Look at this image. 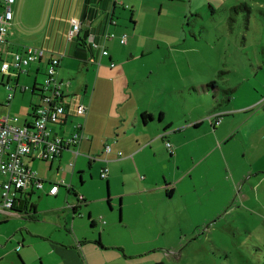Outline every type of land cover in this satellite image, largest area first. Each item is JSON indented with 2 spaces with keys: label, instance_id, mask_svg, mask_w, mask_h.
<instances>
[{
  "label": "rangeland",
  "instance_id": "rangeland-1",
  "mask_svg": "<svg viewBox=\"0 0 264 264\" xmlns=\"http://www.w3.org/2000/svg\"><path fill=\"white\" fill-rule=\"evenodd\" d=\"M137 1L141 6L139 28L134 49L126 56L134 53L138 57L125 66L132 81H138L135 86H140L143 78L148 97L165 93L159 101L170 98L180 85L190 86L176 92V96H191L193 104L173 98L164 105L168 118L175 120V124L179 119L192 120L204 110L209 114L229 111L225 110L224 88L238 85L242 71L251 69L249 58L263 50L264 0ZM123 9H127V15L133 10ZM1 50L2 58L10 61L5 45ZM37 64L32 63L21 72L18 91L10 105L2 100L7 94L3 83L8 76L2 77L0 72V116L18 117L19 124L33 120V105L41 103L42 98L32 88L36 77L39 85L45 80L37 72ZM212 80L217 81L220 90L210 89L209 95L201 94L199 89L206 92ZM11 84L15 85L14 77ZM23 86L28 88L21 91ZM242 91L244 95V88ZM199 98L205 103L200 104ZM151 99L155 101V97ZM240 104L241 101L236 103ZM206 119L210 125L211 118ZM185 125L175 128L183 129ZM155 126L154 123L150 127ZM209 129L212 127L201 126L195 131L191 128L190 140L184 135L177 137L176 141L183 142L181 155L156 169L142 167L140 156L132 163L126 160L124 170L118 168L116 177L109 181L110 202L106 198L107 179L101 178L97 165L87 169L83 181L79 173H75L73 180L69 160L59 170L57 161L51 165V161L37 159L30 165L47 181H64L62 189L66 192L72 184L79 195H94L92 218L88 219V208L83 203L80 212L84 217L76 213L74 220L81 240L92 241L84 245L90 264H264V182L259 188L251 186V182L264 175L238 180L243 166L249 174L260 167L248 161L247 156H240L242 170L233 175L232 165L228 164L230 157L227 161L220 151H244L242 141L231 140L222 148L223 144ZM205 146L211 152L203 162L199 159L201 153L195 151H202ZM249 151L257 150L253 147ZM158 185L161 187L142 191L144 187ZM41 191L37 190L31 200L38 205L42 217L46 211L72 207L77 201L76 196L71 202H49L48 197L38 193ZM65 216L46 214L44 222L33 220V224L51 231L54 240L68 239L65 231L71 223ZM72 216L71 209V219ZM101 216L104 224L99 221ZM92 220L97 224L92 226ZM18 224L2 222L0 232L7 233Z\"/></svg>",
  "mask_w": 264,
  "mask_h": 264
},
{
  "label": "crops",
  "instance_id": "crops-1",
  "mask_svg": "<svg viewBox=\"0 0 264 264\" xmlns=\"http://www.w3.org/2000/svg\"><path fill=\"white\" fill-rule=\"evenodd\" d=\"M124 7H132V13L127 15L128 11H124L127 10L123 9ZM140 7L137 0H15L13 3V23L5 42H0V47L6 46L5 53L11 56L10 61L13 60L14 53L24 52L29 46L42 48L44 56L38 61L36 67L37 72L43 77L46 75L50 59L60 58L58 78L64 82L66 103L71 109L63 122L51 124L52 131L65 136L74 130V123L84 122L83 130L86 138L80 144L82 154L75 156L66 149L51 162V165L56 161L58 167L67 160H69L68 165L74 162L73 166L70 165L72 169L66 168L73 173V180L75 173H79L81 181L88 168L91 169L97 165L102 170L107 167L109 175L106 198L110 202L109 181L116 177L118 168L121 171L124 170L126 160L132 163V159L134 161L136 156H140L142 167L156 169L159 165L170 163L181 155L182 151L179 149L183 142L176 141L177 137L184 135L185 139L190 140L189 130L191 128L195 131L201 126H211L209 133L213 137L217 136L223 144L222 148L231 140L233 142L242 141L246 151H225L224 149L220 151L227 161L230 157L228 164L232 165L233 175L243 169L238 180H243L245 176L247 180L254 175H264V151H258L264 150L262 141L264 137V46L262 51L254 53L249 58L251 69L242 71L239 78L241 82L234 87L224 88L227 95L225 110L229 111L217 113V110L216 114H209L204 110L205 114L204 112L197 113L192 120L179 119L175 124V120L168 118L164 105L173 98L193 104L191 96H186V94L176 96V92L185 91L190 86L183 84L176 87L170 98L160 100V102L159 97H163L164 92L148 97L150 94L145 89V80L142 78V84L135 86L138 81L133 82L125 69L129 60L138 57L134 53H131L130 57L126 55L134 49L135 32L138 31L141 16ZM2 10L3 0H0V12ZM129 16L130 20H128ZM73 17L81 19L82 27L76 38L69 39L67 35ZM113 20L115 23L111 22ZM109 32H114L118 36L114 39H103V35ZM123 34H127L128 37L126 47H122L120 42V36ZM91 36H95L106 46L107 53L102 56L100 64L95 61V52L89 45ZM3 53L1 50L0 67L2 62L8 61L2 58ZM112 61L115 62L113 67L111 66ZM22 71L17 73L11 70L5 73L0 71L2 77L8 76L6 83H3L7 94L2 100L6 105H10L17 94ZM13 77L15 85L11 84ZM7 84L12 89H9ZM210 85L206 87V92L202 89H199V92L209 95L210 89L220 90L216 80H212ZM35 86H40L37 77L32 92L39 94V90L34 91ZM27 88L28 86H23L21 91ZM10 93L14 95L12 99H9ZM151 97H155V101ZM145 98L147 101L144 102ZM199 100L200 104L205 103L201 98ZM236 101H241L242 104L236 105ZM78 103L86 104L88 107L84 117L76 115L74 111ZM232 103H235V106H230ZM35 105L37 104L33 106ZM206 116L211 118L210 125L207 123ZM27 121L30 120L25 122ZM154 123L156 126L150 127ZM184 123L186 125L183 129L175 128ZM167 142L171 143V148L167 146ZM107 145L111 147L109 152L105 149ZM253 147L257 151H249ZM205 148L206 146L202 151H195V153H201L199 159L203 162L207 160L211 152L206 151ZM119 152L123 153L121 157L118 155ZM193 153L191 151L190 155L194 158ZM240 156H247L248 161L254 162L260 168L249 174V170L244 171V166L242 169L239 167L240 158H243ZM36 160L28 156L24 158L25 164L31 168L30 163ZM45 180L44 188L38 193L41 197H48L49 202H62L64 199L71 202L78 193L70 184L67 192L60 186L55 195H49L48 191L53 181ZM263 182L264 176L260 177L257 182H251V186L259 188ZM159 187L161 186L144 187L142 191H150ZM72 191L74 193H71ZM30 193L33 195L36 191ZM86 193L87 196H84L86 198L84 204L88 208L86 213L91 214L92 218L91 208L93 201L96 200L91 192ZM32 195L29 198L35 207L17 211L4 208L0 194V223H19L7 233L0 232V264H90L84 245L92 241L81 240L74 222L75 214L81 213L82 205L78 206L77 212L73 210V207L55 208L44 212L45 216L42 217L39 214L38 205L31 200ZM71 209L72 219L70 218ZM58 213H63V216L67 213L65 220L71 223L65 231L68 239L54 240L51 231H43L35 227L38 223L33 224V220L44 222L47 219L46 214L57 215ZM94 222L97 224L96 220Z\"/></svg>",
  "mask_w": 264,
  "mask_h": 264
},
{
  "label": "built area",
  "instance_id": "built-area-1",
  "mask_svg": "<svg viewBox=\"0 0 264 264\" xmlns=\"http://www.w3.org/2000/svg\"><path fill=\"white\" fill-rule=\"evenodd\" d=\"M15 0H4L3 10L0 12V42L5 41L12 25V4ZM68 37L71 39L80 31L81 21L72 18ZM114 33H106L105 39L114 38ZM92 46L98 49L99 56L105 53L103 43H96L91 39ZM121 42H127V35L121 36ZM43 56V50L38 47L29 46L24 52H16L11 62L5 61L1 66V72L21 70L30 63L37 61ZM59 59L53 58L49 62L46 78L41 87V104L34 109V120L24 125H18V118L10 115L0 116V191L2 205L11 209L20 193L30 192L32 189H42L44 180L36 171L24 162L25 156L52 160L59 156L64 149H70L76 155L79 154L78 146L84 138L81 131L83 124L78 122L74 125L75 131L68 136L53 135L49 127L51 123L64 120L71 109L66 103L64 82L57 78ZM114 65V64H112ZM12 89L11 86H7ZM9 94V99L13 98ZM87 105L78 103L74 108L76 115L84 117L87 113ZM170 146V143H167ZM107 150L110 147L107 146ZM121 154V153H120ZM108 169L102 171V177H106ZM64 181L53 183L50 193L55 194L60 184ZM80 196L79 199H82Z\"/></svg>",
  "mask_w": 264,
  "mask_h": 264
},
{
  "label": "clouds",
  "instance_id": "clouds-1",
  "mask_svg": "<svg viewBox=\"0 0 264 264\" xmlns=\"http://www.w3.org/2000/svg\"><path fill=\"white\" fill-rule=\"evenodd\" d=\"M15 2V1H14ZM13 5V4H12ZM73 18H78V17H73ZM80 21H81V19L80 18H78ZM72 20V19H71ZM112 23H115V21L113 20V21H111ZM12 23H13V20H12ZM12 26V25H11ZM72 26V25H71ZM71 26H70V28H71ZM81 27H82V22H81V26H80V30H81ZM11 29V28H10ZM70 30V29H69ZM9 32H10V30H9ZM80 32V31H79ZM79 32H78V34H76V36H74L73 38H71V39H74V38H76L78 35H79ZM69 33V32H68ZM109 33H114V32H109ZM108 33V34H109ZM9 34V33H8ZM106 34V33H105ZM104 34V35H105ZM115 35H116V33H114ZM104 35H103V39H105L104 38ZM123 35H127V34H123ZM8 36V35H7ZM68 36V35H67ZM118 35H116L114 38H116ZM122 36V35H121ZM121 36H120V42H121ZM69 38V37H68ZM94 39V41L96 42V43H103L102 41H100V40H98V39H96L95 38V36H91L90 37V41H89V45L91 46V48L94 50V52H95V57H94V59H95V61L98 63V64H100V60H101V58H102V56L104 55V54H106L107 53V50L105 51V53L104 54H102L101 56H99V52H98V49H95L93 46H92V41H91V39ZM114 38H109V39H114ZM128 38V37H127ZM70 39V38H69ZM106 40V39H105ZM122 43V42H121ZM127 43V42H126ZM126 43H122V44H126ZM104 44V43H103ZM34 47V46H33ZM104 47H105V49H106V46H105V44H104ZM15 54V53H14ZM13 54V55H14ZM43 56H44V50H43ZM43 56L40 58V59H38L37 61H34V62H38V61H40L42 58H43ZM54 57H52L51 59H50V61L53 59ZM59 59V61H60V63H61V60H60V58H58ZM49 61V62H50ZM5 62V61H4ZM8 62H11V61H8ZM34 62H32V63H34ZM49 62H48V65H47V68H48V66H49ZM32 63H30V64H32ZM60 63H59V66H60ZM2 64H3V62H2ZM2 64H1V66H2ZM29 64V65H30ZM112 64H114V65H112ZM29 65H27V66H29ZM58 66V67H59ZM111 66L113 67V66H115V62L114 61H112L111 62ZM26 67V66H25ZM25 67H23L22 69L24 70V68ZM22 69L21 70H13V69H11V71H13L14 73H17V72H20V71H22ZM0 71H1V67H0ZM46 73H47V69H46ZM45 78H46V75H45ZM57 78H58V68H57ZM59 79V78H58ZM42 85L43 84H40V86L39 87H37V89H35V90H39V95L41 96V93H40V91H41V87H42ZM7 86H10L9 84H7ZM34 90V91H35ZM65 91V90H64ZM42 98V97H41ZM39 104H41V103H39ZM39 104H37V105H39ZM37 105H35V106H33V111H32V117H33V120H34V109H35V107L37 106ZM67 116V115H66ZM81 117V116H80ZM18 118V117H17ZM66 118V117H65ZM64 118V119H65ZM217 118H218V116H217ZM33 120H30V121H27V122H24V123H22V124H19V118H18V125H24V124H27V123H30V122H32ZM219 120V119H218ZM217 120V121H218ZM61 122H63V121H61ZM57 123H59V122H57ZM76 123H78V122H76ZM76 123H74V125L76 124ZM80 123H82L83 124V127H82V129H81V131L84 133V138H82V140L83 139H85L86 138V134H85V132H84V122L82 121V122H80ZM51 124H54V123H51ZM51 124L49 125V127L51 128ZM74 125H73V127H74ZM51 130H52V128H51ZM75 131V128H74V130L70 133V134H72L73 132ZM52 134L53 135H59V134H56V133H53V131H52ZM70 134H68V135H70ZM68 135H65V136H68ZM59 136H63V135H59ZM82 140H81V142H82ZM81 142H80V144H81ZM167 143H170V142H167ZM166 143V144H167ZM80 144H79V146H78V149H79V154L78 155H76L73 151H71L70 149H68L69 151H71L75 156H79V155H81L82 154V152L80 151ZM107 146H109L110 147V145H107ZM107 146L105 147V149H106V152H109L108 150H107ZM167 146H168V144H167ZM169 148H171V143H170V146H168ZM110 149H111V147H110ZM64 150H66V149H64ZM63 150V151H64ZM62 151V152H63ZM62 152L60 153V155L62 154ZM121 153V154H120ZM120 157L123 155V153L122 152H119V154H118ZM25 157H27V156H25ZM24 157V158H25ZM28 157H31V156H28ZM58 157V156H57ZM57 157H55V158H57ZM33 158V157H32ZM54 158V159H55ZM33 159H39V158H33ZM54 159H52V160H43V161H53ZM40 160H42V159H40ZM70 165H74V162H70ZM31 168V167H30ZM104 169H108L107 167H105ZM104 169H103V171H104ZM34 170V169H33ZM35 171V170H34ZM37 172V171H36ZM38 173V172H37ZM39 175V174H38ZM108 175H109V169H108V173H107V176L106 177H102V173H101V177L103 178V179H107L108 178ZM40 176V175H39ZM41 177V176H40ZM42 178V177H41ZM43 179V178H42ZM44 180V185H45V182H46V180L45 179H43ZM53 183H55V182H52L51 183V187H52V185H53ZM64 184H66V183H64ZM63 184H60V186H62ZM60 186H59V188H60ZM50 187V188H51ZM68 187H70V185H68ZM35 190H40V189H32L30 192H34ZM42 190V189H41ZM49 191H50V189H49ZM59 191V190H58ZM30 192H27V193H30ZM26 193V194H27ZM0 194H1V191H0ZM51 194V193H50ZM56 194V193H55ZM19 196V195H18ZM77 201L74 203V204H72V207H75L77 204H78V199H79V194L77 193ZM3 206V205H2ZM101 219H102V221H103V223H105V221L103 220V218H102V216H101Z\"/></svg>",
  "mask_w": 264,
  "mask_h": 264
},
{
  "label": "trees",
  "instance_id": "trees-1",
  "mask_svg": "<svg viewBox=\"0 0 264 264\" xmlns=\"http://www.w3.org/2000/svg\"><path fill=\"white\" fill-rule=\"evenodd\" d=\"M6 39H7V37H6ZM3 42H5V41H3ZM34 88L37 89V86H35ZM103 169L101 170V173H102ZM101 173H100V175H101ZM35 191H37V190H35ZM169 192L170 191H168V193ZM48 194L49 195H55V194H50L49 191H48ZM30 195H32V194L31 193L30 194H28V193L26 194V193H23L22 191H20L19 196L17 197V199H16L13 207L11 208V210L20 211L21 209L29 210L28 207L29 208L30 207L34 208L35 207V204L30 202V198H29ZM79 196H83V198L82 199H78V204L75 207H73V210H75V212H77V208H79L78 206H81L86 201V198L84 197V195H79ZM35 212H37V211L35 210ZM79 215L82 216V217H84V213H79ZM88 219H91V214H88ZM99 221L101 223H103L101 217H99ZM94 225H95V222H94V220H92V226H94ZM99 244H101V243L99 242Z\"/></svg>",
  "mask_w": 264,
  "mask_h": 264
}]
</instances>
